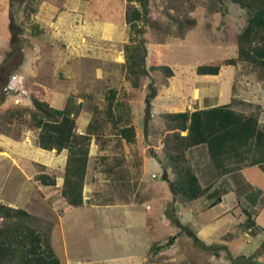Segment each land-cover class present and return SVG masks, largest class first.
Listing matches in <instances>:
<instances>
[{
	"label": "rangeland",
	"instance_id": "374dc122",
	"mask_svg": "<svg viewBox=\"0 0 264 264\" xmlns=\"http://www.w3.org/2000/svg\"><path fill=\"white\" fill-rule=\"evenodd\" d=\"M23 1L0 0V66L10 49V26L15 32L22 20ZM31 2L37 10L30 17V24L36 23L41 32L38 34L28 26L24 29V48L13 58L9 76H5L7 81L0 84V115L12 108H32L30 87L39 86L52 107L71 109L79 133L91 117V104L101 105L106 91L115 88L120 95L128 94L136 141L123 148L128 161L124 168L128 165V170L118 171L125 180L122 187L118 186L119 181L111 183L100 172L103 164L98 156L102 153L91 145L83 195L92 205L70 208L58 189L66 151L58 155L44 151L36 146V133L26 124L7 125L0 120V202L37 217L36 227L50 232L51 246L61 264H102L107 257L114 264L121 259L141 264L146 248L154 242L157 250L149 252L148 258L158 264L161 261L167 264V259L171 264H236L237 261L253 264L255 258L245 262L240 256H251L264 240V233L248 238L250 244L222 239L227 232L234 233L231 194L224 198L222 208L214 212L207 209L210 201L205 203V198L182 205L173 197L168 181L174 175L164 158L162 118L164 113L192 112L235 100L232 107L244 113L253 112L254 106L260 105L264 126V81L255 76L250 66L239 63L236 67H225L217 76L195 73L200 63L236 56L234 39L245 26L246 12L228 0H148L150 18L158 23L160 31L146 28L142 34L146 67L164 65L172 70L173 76L151 72L139 91L123 79V47L134 36L124 21L127 0ZM172 19L183 22L193 19L196 24L185 30L181 38ZM10 82L18 85L25 95L15 97L18 92L7 88ZM153 88L156 97L151 99ZM87 95L92 99L86 98ZM15 98L21 102L16 104ZM105 153L107 163L114 156H121L111 148ZM188 160L200 184L210 191L218 182H222L218 186L220 192L231 188V174L217 178L207 170L210 164L204 147L192 149ZM41 165L45 168L41 169ZM261 167L264 169V164ZM39 171L55 175L56 187H43L35 182L33 177ZM246 174L249 179L259 175L252 179L255 189L264 188L262 173L251 169ZM161 186L164 197L158 195L163 190ZM227 210L229 216L221 217ZM214 214L221 218L215 225H209ZM203 224H207L209 238L199 239L196 244L195 231ZM170 237H173L172 246L164 248ZM131 250L139 257L128 259V254H133ZM259 264H264V260Z\"/></svg>",
	"mask_w": 264,
	"mask_h": 264
},
{
	"label": "trees",
	"instance_id": "16d2710c",
	"mask_svg": "<svg viewBox=\"0 0 264 264\" xmlns=\"http://www.w3.org/2000/svg\"><path fill=\"white\" fill-rule=\"evenodd\" d=\"M228 2L246 12L245 26L234 39L236 56L200 63L196 66L195 73L199 76H217L222 68L236 67L239 63H244L252 68L260 81H264V0ZM127 3L124 21L134 36L123 47V79L131 88L141 91L151 72L169 78L173 76V72L164 65L146 67V47L142 34L146 28L160 31V26L150 18L148 0H127ZM36 10L31 0L23 1L22 20L16 25L15 32H12V25L10 26V49L0 66V84L7 81L5 76H9L8 71L11 70L9 67L14 62L13 58H16L24 48L25 27L28 26L36 33L41 32L36 23L30 24V17ZM172 20L176 22V31L181 38L185 30L189 31L196 24L193 19L184 22ZM30 88L32 108L8 109L0 115V120L7 125L14 122L26 124L36 133V146L44 151L54 152L56 155L66 151L62 182L58 187L63 202L70 208L92 205L83 195L92 144L97 147L99 153H102L98 156L103 164L100 172L109 177L111 183L119 181L118 186L122 187L125 180L121 174L118 175V171L128 170V165L126 169L124 168L128 161L123 156V148L136 141V129L132 124L128 94L123 92L120 95L115 88H109L101 105L91 104V117L84 131L77 133L76 118L70 115L71 109L52 107L43 88L39 86ZM149 96L151 99L156 97L155 88ZM86 98L92 99V96L87 95ZM232 102L227 105L195 109L192 112L162 114L165 124L164 158L174 175V179L168 181L169 189L182 205L205 198L210 201L207 209H211L220 203L221 195L225 191L220 192L217 189L210 191L208 187L200 184L188 160V153L192 149L205 148L210 170L217 178L244 167L264 164L262 107L256 105L255 111L244 113L236 111L232 107ZM77 109L80 111L82 105L79 104ZM109 148L119 152L121 156H114L112 162L107 163L108 155L105 152ZM153 157L157 159L155 155ZM157 161L164 167L160 160ZM40 168L44 169L45 166L41 165ZM33 178L43 187H56L57 177L53 174L39 171ZM256 193L259 195V191ZM37 220L35 215L24 209L10 207L0 202V264H61L51 246L50 232L40 231L36 227ZM240 226L251 237L262 232L249 214ZM231 234H233L231 231L227 232L222 239L230 240ZM195 240L196 244H199L200 241L196 238ZM172 243L173 237H170L164 248L171 247ZM154 250H157L155 242L149 247V252ZM261 256L264 257V240L251 256L240 258L245 262L255 258L256 262ZM255 262L253 264H256ZM236 264L242 263L237 261Z\"/></svg>",
	"mask_w": 264,
	"mask_h": 264
},
{
	"label": "crops",
	"instance_id": "0c3cea01",
	"mask_svg": "<svg viewBox=\"0 0 264 264\" xmlns=\"http://www.w3.org/2000/svg\"><path fill=\"white\" fill-rule=\"evenodd\" d=\"M214 106L216 105L214 104L209 105V107H214ZM82 130H84V127L80 129L79 133H81ZM64 158H66V155ZM261 166L262 165L253 166V167H244L240 169L239 171L232 173L231 174V188L230 187L227 188L228 191H225V193L221 195L219 204L209 209L210 212H214V210H216L217 208H222L224 198L227 195L231 194V216L230 218H231V228L234 229V233L232 234L231 239H230L231 242L234 240H240L242 242H245L246 244H250L249 239L252 237L249 236L248 233L244 232V230L240 226L246 220L248 214L251 216V219L254 221V223L259 228L262 229V232H260L255 237H258L259 235L264 233V188L263 186H260V188L255 189V184L253 183L252 179L259 175L255 174L252 178L249 179L246 174L247 171H250L251 169H255L264 175V169ZM207 170L210 172V168L208 164H207ZM221 183L222 182H218V186H220ZM218 186L215 187L214 189L218 190L220 188ZM236 188H238V191H236ZM162 189H163L162 192L158 193V195L159 196L162 195V197H164V188L162 187ZM258 191H259V195L256 193ZM237 195H239L238 199H237ZM204 201L205 203L207 202V200H204ZM229 214H230V210H227L226 212L220 214V216L221 217L229 216ZM220 216L214 214V216L211 218L212 222L209 223V225H215L218 222V220L221 218ZM205 225L207 224L200 225L199 228L195 231V235L198 238V240L201 239L204 241V239L209 238V234H207V228L205 227ZM129 252H132L133 254H128L127 256L128 259L139 257L135 251L131 250ZM252 253L253 252H251L249 255H251ZM148 254H149V247L146 248V256L143 257L141 264H158L156 260L149 259ZM108 258L109 257H107L106 260L102 262V264H114V261L111 258L109 259ZM263 260H264L263 256L258 257L256 259V264L263 262ZM124 261L125 260H122V259L118 260V264H134V263H131L130 261L128 263ZM166 262L167 264H171L170 263L171 261L170 260L168 261V259L166 260ZM161 264H165V263L161 261Z\"/></svg>",
	"mask_w": 264,
	"mask_h": 264
},
{
	"label": "built area",
	"instance_id": "2783aa9c",
	"mask_svg": "<svg viewBox=\"0 0 264 264\" xmlns=\"http://www.w3.org/2000/svg\"><path fill=\"white\" fill-rule=\"evenodd\" d=\"M14 85L15 84L13 82H10L7 88H8V90H12L14 93H17L18 92V94L15 95V97H17L19 94L25 95L23 93V91L20 89V87H18V85H15V86ZM14 102L16 104H19L21 102V99L20 98H15L14 99Z\"/></svg>",
	"mask_w": 264,
	"mask_h": 264
},
{
	"label": "clouds",
	"instance_id": "9594fccd",
	"mask_svg": "<svg viewBox=\"0 0 264 264\" xmlns=\"http://www.w3.org/2000/svg\"><path fill=\"white\" fill-rule=\"evenodd\" d=\"M152 177L155 178V175H153Z\"/></svg>",
	"mask_w": 264,
	"mask_h": 264
}]
</instances>
